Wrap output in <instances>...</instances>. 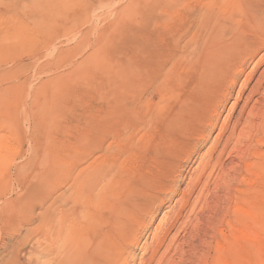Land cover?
Segmentation results:
<instances>
[{
    "label": "bare ground",
    "instance_id": "bare-ground-1",
    "mask_svg": "<svg viewBox=\"0 0 264 264\" xmlns=\"http://www.w3.org/2000/svg\"><path fill=\"white\" fill-rule=\"evenodd\" d=\"M80 22L97 107L68 110V75L38 85L0 264H206L195 241L264 166V0H0V77L48 71L40 50ZM16 88L0 89L1 110Z\"/></svg>",
    "mask_w": 264,
    "mask_h": 264
},
{
    "label": "rangeland",
    "instance_id": "rangeland-1",
    "mask_svg": "<svg viewBox=\"0 0 264 264\" xmlns=\"http://www.w3.org/2000/svg\"><path fill=\"white\" fill-rule=\"evenodd\" d=\"M102 24L103 23H99V25L95 27V31L100 30L103 26ZM77 26L80 28L78 29ZM86 27H89L87 22H80L72 26L71 29L68 28V31L65 33L49 40L47 43L49 46L48 51L46 50L47 46H43V49L40 50V52L43 51L41 52L43 56L41 62L43 63L46 57V61L49 60L48 62H50L51 60L50 63H52V66L47 68L48 71L44 69L36 70L37 67L34 69L23 67L14 70V73L9 78H6L7 80L0 77V89L10 83L17 84L19 87L14 90L12 95L10 94L7 96L5 109H0V204L8 202L20 195L18 188L20 182L16 173L17 168H20L21 165V172H23L24 175L27 169L26 167L23 169V167L27 165L30 159L34 158L32 156V149L35 140L30 137L32 126L31 122L28 120L30 117V112L28 111L33 110V100H35L34 94L38 91V85L40 86L42 83L48 82L55 76L64 75L65 77L68 75V91L69 93L72 92L68 97V106H70L68 110L73 111L76 115L80 114L81 118L82 115H85L83 113H86V103L90 104L93 108H91L92 110L95 109L94 107H97V102L93 97L92 99H90L89 96H84L83 98V95L88 93L94 95V89H89L86 83L89 84L92 81H96L94 80L95 78H99V73L90 69V61L82 64V61L92 52V40H94L93 36L95 34L91 32L89 33L90 35L81 36L79 31L86 29ZM54 47H59L58 50H61L60 55H58V51H56ZM106 51L109 52V56L107 57L109 58L111 56V50ZM30 56V54L25 55V57H27L26 59L29 60L31 59ZM47 58L49 59L47 60ZM12 67L13 62L12 64L8 63L7 67H1V71L3 72V70H8ZM84 68L87 69L85 70ZM90 70L91 73L89 74L88 72H90ZM19 85H21V87ZM79 97L83 98L85 102L80 100ZM94 103L96 105H93ZM224 115L225 112L222 114V117H224ZM222 117L221 120L223 119ZM66 119L68 120L67 114ZM71 119L72 118H69V120ZM81 125H84V123ZM215 133L216 132L212 134L210 141L215 136ZM35 137L38 142V133ZM39 144L40 141L38 143V147L40 148ZM186 144L191 145L189 142ZM188 145L183 148L182 152L185 153L190 151V146L188 147ZM203 151L197 150L191 155L189 162L182 161L180 164L182 166L181 170L184 171V173L192 172L195 167V164L192 163L193 160L197 158V155H200V153L202 154ZM180 157L182 158L183 155H180ZM246 181H249V184L245 182L241 183L240 186L237 185L238 188L244 189V192L238 197L235 203H231V205L228 206L225 211L226 218L218 224V231L212 234L213 236L211 234L205 236L203 240L207 243H204V245H199V243L196 244L197 241H195L194 247H197L196 253L205 257V260L201 258L206 264H264V166L260 170H252L250 174H247ZM184 185L185 184L181 186V189L184 188ZM163 211L164 209L156 215L150 228L146 232L147 234H145L146 236L149 233H153L154 227L162 217ZM3 229L4 227L0 221V263H2L5 257L1 248V242L5 235ZM150 235L148 236V243L151 237ZM146 236L143 237L144 239L142 238L143 242ZM137 254L139 255L141 253L137 251Z\"/></svg>",
    "mask_w": 264,
    "mask_h": 264
}]
</instances>
